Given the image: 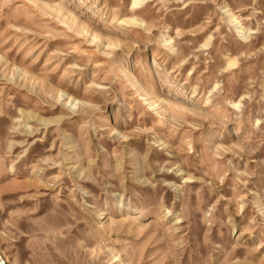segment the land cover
<instances>
[{
    "label": "rangeland",
    "instance_id": "374dc122",
    "mask_svg": "<svg viewBox=\"0 0 264 264\" xmlns=\"http://www.w3.org/2000/svg\"><path fill=\"white\" fill-rule=\"evenodd\" d=\"M264 264V0H0V259Z\"/></svg>",
    "mask_w": 264,
    "mask_h": 264
},
{
    "label": "bare ground",
    "instance_id": "6f19581e",
    "mask_svg": "<svg viewBox=\"0 0 264 264\" xmlns=\"http://www.w3.org/2000/svg\"><path fill=\"white\" fill-rule=\"evenodd\" d=\"M2 260H4L3 258H1L0 259V261H2ZM0 264H6V262L5 261H3V263H0Z\"/></svg>",
    "mask_w": 264,
    "mask_h": 264
}]
</instances>
